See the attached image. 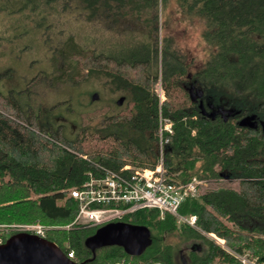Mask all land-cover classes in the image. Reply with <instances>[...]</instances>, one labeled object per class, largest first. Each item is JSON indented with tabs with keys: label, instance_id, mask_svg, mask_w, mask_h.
I'll use <instances>...</instances> for the list:
<instances>
[{
	"label": "trees",
	"instance_id": "obj_1",
	"mask_svg": "<svg viewBox=\"0 0 264 264\" xmlns=\"http://www.w3.org/2000/svg\"><path fill=\"white\" fill-rule=\"evenodd\" d=\"M170 1L5 0L1 9L21 20L35 17L34 29L47 26L46 12L58 3L90 23L97 16L122 23L124 34H130L113 51L93 49L92 40L85 48L69 36L57 50L61 75L52 80L76 82L98 70L116 90L128 93L131 108L68 138L43 126L28 101L0 89V226H50L45 238L64 254L71 251L78 264H187L177 244L166 241L175 235L187 247L200 246L189 252L190 264H238L207 234L264 264V0H173L174 22L196 32L204 56L197 64L166 36L159 47L157 11L160 7L165 15ZM142 21L148 33L136 38L131 31ZM158 83L161 103L153 90ZM191 88L213 118L201 114ZM159 114L171 122L172 132L161 133L167 179L180 184L197 177L210 183L178 209L196 217V228H178L171 216L160 219L155 209H142L121 219L148 228L151 243L140 255L126 254L119 246L90 250L84 242L97 227L64 228L78 210L70 191L100 174L98 165L116 171L126 164L153 168Z\"/></svg>",
	"mask_w": 264,
	"mask_h": 264
},
{
	"label": "rangeland",
	"instance_id": "obj_2",
	"mask_svg": "<svg viewBox=\"0 0 264 264\" xmlns=\"http://www.w3.org/2000/svg\"><path fill=\"white\" fill-rule=\"evenodd\" d=\"M3 4H5V0H0V89L3 94L9 93L21 101H28L32 110L38 113L43 120L62 123V128L67 132V135L73 131L71 135L66 136L68 138L74 137V134L82 136L84 130L88 132L99 128L106 115L119 114L129 110L126 103L128 93L114 92L116 89L110 91L111 84L103 74H91L86 79H78L76 82L62 79V81L53 84L52 80L54 76L61 75V62L57 50L69 36H72L75 42L85 48H88V44L85 43L92 40L91 47L93 49L97 50L102 46L113 51L116 45L124 44L130 34L128 31L124 34L122 23H114L104 18L99 19L98 16L90 23L84 19V14L82 16L71 8H66L58 3L55 7L56 10L46 12V20L43 25L47 26L34 29L35 17L31 20L30 16L29 18L22 17L23 20H21L18 15L10 16L6 13L8 9H1ZM175 9L173 0L165 8V15L161 8H158L157 39L159 47L161 38L166 36L174 41L175 48L181 51L184 57L189 59L192 56L194 63H200L204 56L201 54L196 32L190 27H185L179 21L174 22ZM142 16L149 17L150 15L144 13ZM24 29H27L28 32H23ZM18 31L23 32L22 35L14 36ZM132 32L136 38L139 35L146 37L147 25L142 21L138 30H132ZM117 39L119 40L115 44ZM6 68H9L10 71H3ZM72 73L70 72L69 75ZM156 86L153 87L155 92ZM123 95L126 98H123L117 105L116 100ZM192 178L200 180L206 185L198 187L199 189H205L210 184L208 179ZM187 182L180 184L184 185ZM169 216L175 221L172 215ZM175 224L178 228L182 225L176 221ZM66 227L69 228L70 225H66L64 228ZM11 234H7L6 238ZM181 239L175 235L170 239L167 238L166 241L176 243L177 249L181 251L185 250L186 245L189 244ZM213 241L215 242V240Z\"/></svg>",
	"mask_w": 264,
	"mask_h": 264
},
{
	"label": "built area",
	"instance_id": "obj_3",
	"mask_svg": "<svg viewBox=\"0 0 264 264\" xmlns=\"http://www.w3.org/2000/svg\"><path fill=\"white\" fill-rule=\"evenodd\" d=\"M156 93L161 103L164 96L160 83L156 86ZM158 124L159 151L155 166L142 168L126 164L116 171L98 165L100 174L90 175L79 188L70 191V195L78 204L76 216L70 226L99 227L142 209H155L160 219L172 215L178 224L196 228V217L181 215L178 209L184 200L196 196L198 187L205 184L194 178L184 185L172 183L167 179L162 150L165 139L162 138L161 133L162 131L172 132L171 122L159 114ZM50 228L39 222L0 226V244L4 242L7 234L11 233L26 232L45 238ZM207 236L215 240V243L232 256L238 264H258L249 253L234 252L214 234H207ZM65 256L77 263L71 251Z\"/></svg>",
	"mask_w": 264,
	"mask_h": 264
},
{
	"label": "water",
	"instance_id": "obj_4",
	"mask_svg": "<svg viewBox=\"0 0 264 264\" xmlns=\"http://www.w3.org/2000/svg\"><path fill=\"white\" fill-rule=\"evenodd\" d=\"M202 115L207 114L199 104ZM231 111L227 113L230 114ZM226 113L221 112L226 121ZM264 130V127H263ZM151 243L150 232L143 225L124 222H110L100 226L85 239V246L95 250L107 246H119L126 254L140 255ZM0 264H78L68 259L56 244L34 234L14 233L0 244Z\"/></svg>",
	"mask_w": 264,
	"mask_h": 264
},
{
	"label": "flooded vegetation",
	"instance_id": "obj_5",
	"mask_svg": "<svg viewBox=\"0 0 264 264\" xmlns=\"http://www.w3.org/2000/svg\"><path fill=\"white\" fill-rule=\"evenodd\" d=\"M97 72L95 73V74H97V75H99V74H101L98 70H96ZM187 78L188 79H190V75H188L187 76ZM108 83H110L111 84V81H110V79H108ZM188 85H190V81H189V83H188ZM110 87V91H114L115 90V88L113 87V85L111 84V86H109ZM192 89V88H191ZM189 90H190V87H189ZM114 92H117V93H119L120 91L119 90H116V91H114ZM129 96V95H128ZM123 98H126V96L125 95H123L120 99L118 98L117 100H116V104L118 105V104H120V101L123 99ZM191 98H193V100H194V102H196L197 103V105H198V107H199V104L201 103L202 104V100H201V94L198 92V91H195V90H193L192 89V93H191ZM126 101V100H125ZM126 103H127V105L129 106V109L131 108V100L129 99V97H128V99H127V101H126ZM202 106H203V108H204V105L202 104ZM200 110V109H199ZM201 112V111H200ZM227 117V116H226ZM59 118H61V117H59ZM59 118H58V120H59ZM42 122H43V126H45V127H48L51 131H53V132H60L63 136H68V135H71L72 134V132H70V133H68V135L66 134L67 132L64 130V128H62L63 127V124L62 123H60L59 121L58 122H54V123H51V122H48L47 120H43L42 119ZM69 123V122H68ZM67 126H68V124H66ZM76 132V131H75ZM75 135V134H74ZM112 222H124V223H127V222H125V221H123V220H116V221H112ZM194 249H197L198 251L200 250V246L198 245V244H196V243H191L188 247H186L185 248V250H181L180 252H181V258H182V260H184V261H187V264H190V257H191V254L192 253H189V252H192ZM186 263V262H185Z\"/></svg>",
	"mask_w": 264,
	"mask_h": 264
},
{
	"label": "bare ground",
	"instance_id": "obj_6",
	"mask_svg": "<svg viewBox=\"0 0 264 264\" xmlns=\"http://www.w3.org/2000/svg\"><path fill=\"white\" fill-rule=\"evenodd\" d=\"M220 240V239H219Z\"/></svg>",
	"mask_w": 264,
	"mask_h": 264
}]
</instances>
